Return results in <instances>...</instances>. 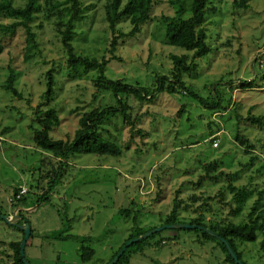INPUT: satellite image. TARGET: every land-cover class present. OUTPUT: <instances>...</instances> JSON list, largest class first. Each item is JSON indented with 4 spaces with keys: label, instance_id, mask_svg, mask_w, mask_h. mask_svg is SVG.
<instances>
[{
    "label": "rangeland",
    "instance_id": "374dc122",
    "mask_svg": "<svg viewBox=\"0 0 264 264\" xmlns=\"http://www.w3.org/2000/svg\"><path fill=\"white\" fill-rule=\"evenodd\" d=\"M10 1L15 7L28 2ZM49 1L56 4L64 0ZM81 1L93 7L77 25L73 41L76 53L108 61L105 74L109 79L151 88L156 76L170 75L171 55H192L169 42L168 28H176L162 20L175 13L168 0H154L152 20L139 35L118 40L113 54L112 35L105 22L109 0ZM241 1H212L214 10L207 14L204 25L211 52L195 61L197 69L192 74L183 76L186 86L207 103L213 96L222 98L221 108L209 109L179 94H161L142 103L132 98L131 115L137 119L133 129L119 117L104 125L108 133L103 135L121 146L123 154L119 158L75 155L61 184L47 197L49 201L32 213V237L25 247L29 264H106L137 226L144 230L161 227L176 197L180 221L188 222L199 215L206 220L230 217L231 209L225 205L230 197L217 198L224 179L196 186L204 175L202 167L213 161L220 163L225 173L237 174L235 186L253 192L243 212L233 219L235 223L247 220L264 191V126L248 121L250 117H264V65L259 64V59L264 64V57L258 56L264 47V0H244L243 7ZM40 3L44 6L46 2ZM47 17L37 14L32 25L39 50L31 62H25L22 28L14 35L0 33L4 47L0 56V207L11 217L16 208L9 200L16 189H27L31 202L48 189L42 177L49 155L37 149L33 141L34 130L39 128L34 122L35 111L46 92V73L51 70L56 78L51 105L62 119L60 129L52 134L55 139L72 138L83 113L114 104L110 94L94 87L97 72L70 74L56 30L57 18ZM11 23L0 18V25ZM118 29L128 33L130 27L124 22ZM10 70L14 71V88L20 96L3 88ZM248 81H253L252 88L241 89L240 83ZM238 131L250 141V152L235 140ZM251 158L255 160L251 162ZM192 196L198 199L192 201ZM207 197L215 199L206 201ZM124 209L131 211L129 219L121 214ZM258 211H264V195ZM17 215L22 217L21 212ZM135 215L139 221L136 226L132 222ZM59 233L92 239L89 243L59 241L54 238ZM21 238V233L0 221V264H13L10 243ZM163 238L171 240L160 247L153 245ZM261 240L259 236L257 243L241 246L247 264H264ZM149 241L152 246L133 254L131 264H229L216 243L203 242L201 233L164 230ZM83 245L95 252L89 262L81 260Z\"/></svg>",
    "mask_w": 264,
    "mask_h": 264
},
{
    "label": "trees",
    "instance_id": "16d2710c",
    "mask_svg": "<svg viewBox=\"0 0 264 264\" xmlns=\"http://www.w3.org/2000/svg\"><path fill=\"white\" fill-rule=\"evenodd\" d=\"M212 1L213 0H168L170 6L174 8L175 13L173 17H162V20L168 25L176 28V31L168 28L169 42L175 46L184 48L187 52H191L192 55H171L170 60L173 67L170 70V75L156 76L153 80L154 85L151 88L132 86L126 84L123 80L109 79L105 74L108 61L100 62L96 58L83 57L76 53L73 41L76 35L77 25L86 18L87 12L91 10L93 5L86 7L81 0H64L63 2H58L56 4L49 0H45L46 3L42 6L40 0H28L24 7H15L10 0L0 1V18L8 19L12 22L9 25H0V33L14 35L19 28H22L25 31V62H31L38 54L39 45L37 34L32 29L37 14L43 13L48 15L47 18L50 20L57 18L56 30L67 57V68L69 69L70 74L73 76L80 72H97L98 77L94 81V87L100 92H107L110 94L114 101L113 105L97 107L83 113L72 138L67 140L55 139L52 137V134L60 129L62 119L57 108L51 105L55 93L56 78L54 77L53 71L49 70L46 73V92L42 96V102L35 111L36 117L34 122L39 128L34 130L33 141L37 149L49 155L48 164H43L44 168L47 170L46 175L45 177H42L43 181H47L48 189L45 195L38 198L37 204L49 201L47 197L54 192L59 184H61L65 169L75 155L119 158L123 154L121 146L111 138H107L103 135V132L108 133L105 130L104 125L119 117L122 119L124 125L133 129L137 119L131 115V112H133L130 104L132 98L142 103L147 100L154 101L157 96L161 94H167L170 96L179 94L183 97L196 100L209 109L215 110L221 108V103L223 102L222 98L213 96L212 102L207 103L205 99L194 93L190 87H187L183 81V76L185 74H192L197 69L195 61L207 57L211 52V48L206 43L207 33L204 29V25L207 14L214 10L210 7ZM234 4L238 5L237 1H234ZM240 6H245L244 0L240 2ZM153 8L154 0H109L105 7V22L112 35L110 43V52L112 54L116 48V42L118 40L133 38L141 33L143 26L152 20L151 14ZM124 22H127L130 27L128 33H123L118 29V26L120 27ZM3 52L4 47L0 44V56ZM14 80V71L10 70V75L3 88L6 91L12 92L15 96H20L14 88ZM262 80L264 79L262 78ZM252 86L253 81L240 83L241 89L252 88ZM248 121L255 125L258 124L260 127L264 126V117H250ZM138 133H140V131H138ZM235 140L242 147L246 148V153L250 152L253 148L248 138L239 131L236 133ZM254 160L255 158H251V162ZM250 164L251 163H249L248 166H250ZM221 166L222 165L217 161L204 165L202 167L204 175L199 178L196 186L201 187L205 181L216 184L224 179V185L218 193L217 198L226 199L227 197H230L229 202L225 204L231 209L230 217L226 219L220 218V220L213 217L210 220H206L204 215H199L198 218L190 219L188 222L180 221L178 216L180 203L177 200L178 197H176L173 202V209L162 226L187 224L209 229L214 232L218 238L212 237L200 229L174 230L201 233L203 242L216 243V245L222 250L225 254V263L237 264L220 240L224 239L229 244L238 260L242 264H247L243 258V253L240 250L241 246L248 243H257L259 236H261L262 240L260 246L261 249L264 250V211H258L264 191L260 192L259 199L248 214L247 220L235 223L233 219L243 212L244 205L252 197L253 192L245 187L235 186L234 180L236 179L237 174L225 173L221 170ZM14 192V194H17L19 189H16ZM178 193L179 192H177V194ZM26 199L27 196H23L19 201L12 204L13 207L18 208L23 206ZM190 199L195 201V199L198 198L192 196ZM205 199L206 201H209L215 198L207 197ZM130 212L129 209H124L121 211V214L129 219ZM0 214L8 215L2 207H0ZM0 221L3 220L0 218ZM25 222L30 224L28 219L21 217L18 224H24ZM132 222L134 223L133 225H138L139 221L136 215L133 217ZM7 226L22 235L21 240L10 243V248L13 251V264H25V260L27 261L26 256L25 259H23L20 255V246L25 234L16 227L8 224ZM153 229L156 228L144 230L137 226L134 229V232L131 233L123 244L111 255L106 264H109L116 257L127 242ZM163 231L156 233L151 237L160 235ZM32 232L33 229L31 227L30 238L32 237ZM151 237L130 246L124 252L117 264H131V256L133 254L143 253L146 247L152 246L151 241H149ZM54 238L59 241L73 239L80 243H89L92 239V237L82 238L75 235H65V233L56 234ZM168 240L171 239L163 238L154 242L153 245L160 247L163 246V243L166 244ZM80 254L83 262H89L95 256L94 250L85 245L82 246Z\"/></svg>",
    "mask_w": 264,
    "mask_h": 264
},
{
    "label": "water",
    "instance_id": "95a60500",
    "mask_svg": "<svg viewBox=\"0 0 264 264\" xmlns=\"http://www.w3.org/2000/svg\"><path fill=\"white\" fill-rule=\"evenodd\" d=\"M20 211H22V209H19ZM17 210L15 211V214L11 217L8 215H1L0 214V218L8 225L13 226L18 228L19 230L23 231L25 236L24 239L21 243L20 246V255L23 259H25V247L26 244L30 238L31 235V225L29 223H24V224H18V222L21 220V216L17 215ZM174 229H200L201 231H204L206 233H208L210 236L212 237H216L218 238V236L212 232L209 229L203 228V227H198V226H194V225H187V224H173V225H164L161 226L159 228L153 229L135 239H132L131 241L127 242L125 244V246L123 247V249L116 255V257L109 263V264H117V262L119 261V259L123 256L124 252L133 244L140 242L142 240H145L149 237H151L152 235H155L156 233H159L163 230H174ZM221 242L225 245L227 251L229 252L230 256L235 260V262L237 264H242L237 256L235 255V253L233 252V250L231 249V247L229 246V244L224 240V239H220ZM25 264H29L26 260H25Z\"/></svg>",
    "mask_w": 264,
    "mask_h": 264
},
{
    "label": "crops",
    "instance_id": "0c3cea01",
    "mask_svg": "<svg viewBox=\"0 0 264 264\" xmlns=\"http://www.w3.org/2000/svg\"><path fill=\"white\" fill-rule=\"evenodd\" d=\"M264 65V64H263ZM8 201V200H7ZM38 199H35L33 202H31L29 199H26V202L23 206L16 208L15 210H17V212H21L22 217L26 218L29 220V218L32 216V213L37 209L40 208L42 205H44L45 203H47V201H45L42 204H37ZM19 209H22V211H20ZM74 211H77L78 209H73ZM15 213V212H14Z\"/></svg>",
    "mask_w": 264,
    "mask_h": 264
},
{
    "label": "built area",
    "instance_id": "2783aa9c",
    "mask_svg": "<svg viewBox=\"0 0 264 264\" xmlns=\"http://www.w3.org/2000/svg\"><path fill=\"white\" fill-rule=\"evenodd\" d=\"M258 56L261 58L262 56L264 57V47L260 50ZM259 64L260 67L263 66V61L259 59ZM216 145V144H215ZM28 193L27 189L20 187L19 192L17 194H14L12 198H10L9 202L10 204H13L17 201H19L23 196H25Z\"/></svg>",
    "mask_w": 264,
    "mask_h": 264
}]
</instances>
